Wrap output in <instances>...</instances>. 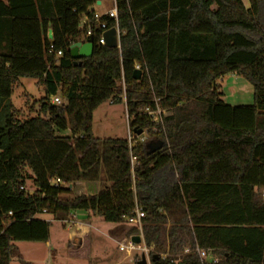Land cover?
<instances>
[{
	"label": "trees",
	"instance_id": "obj_1",
	"mask_svg": "<svg viewBox=\"0 0 264 264\" xmlns=\"http://www.w3.org/2000/svg\"><path fill=\"white\" fill-rule=\"evenodd\" d=\"M246 1L114 0L119 47L98 44L99 23L115 25L102 15L92 55L75 61L69 46L97 0H0V264L13 241L48 240L42 213L117 224L136 206L157 255L150 264H264V0ZM226 74L253 87L251 104L223 100L216 81ZM21 77L44 91L26 115L9 101ZM106 101L124 102L132 134L154 138L129 148L127 138L94 136L93 112ZM156 106L169 113L161 124L143 113ZM101 170L109 185L73 193Z\"/></svg>",
	"mask_w": 264,
	"mask_h": 264
},
{
	"label": "rangeland",
	"instance_id": "obj_2",
	"mask_svg": "<svg viewBox=\"0 0 264 264\" xmlns=\"http://www.w3.org/2000/svg\"><path fill=\"white\" fill-rule=\"evenodd\" d=\"M244 3L248 5L246 0ZM112 8V0H102L101 5L93 6L99 14ZM216 83L226 103L237 105L253 102V87L242 76L226 74L217 79ZM43 96L44 91L34 78L21 77L14 83L9 101L13 109L22 110L26 115L33 101ZM92 131L94 136L101 139L126 138L128 119L124 102L106 101L100 104L93 112ZM59 135L68 136L70 132L65 130ZM153 138L146 135L148 141ZM107 185L109 182L104 171L101 170L97 180L76 183L73 193L94 194ZM25 188L29 192L33 191L30 180H26ZM261 194L264 199V191H261ZM71 213L67 216L40 214V219L49 222L48 240L13 241L8 264H135L140 258L141 249L135 248L127 253L118 247L119 243L127 242L129 238L127 232L134 226L133 224L103 222L98 217L88 216L87 212L81 210ZM78 223H83V231L78 227ZM168 226L169 224L166 225ZM78 236H80V244L77 241ZM139 246L143 248L145 245L141 242ZM186 251H178L177 254L181 255ZM143 252L147 255L150 264L149 250Z\"/></svg>",
	"mask_w": 264,
	"mask_h": 264
},
{
	"label": "built area",
	"instance_id": "obj_3",
	"mask_svg": "<svg viewBox=\"0 0 264 264\" xmlns=\"http://www.w3.org/2000/svg\"><path fill=\"white\" fill-rule=\"evenodd\" d=\"M97 1H99V4L96 3V5H101L100 4L101 1L100 0H97ZM112 2H113V8L108 10V11H105L102 14L97 13L93 8L88 10V12L92 13L93 18H92V20H90L88 18V16H84L83 19H82L81 24L84 27L83 34H82V41L85 40V38L87 36L91 35L92 22H98L99 19L101 18V16L105 15V16H108V18H111V19L115 20V25L112 26L111 28H115L116 29L117 40H118V46L117 47H119V36H120V33H119V29H118V26H117V23H116L117 12H116V8H115V5H114V0H112ZM99 26L102 29V32L100 34V37L98 38V44L105 46V41L103 39L102 34H103L104 31L108 30L109 28H106L104 22L103 23H99ZM71 43H73V42H71ZM50 48H52V45H50ZM55 55L57 57L61 56L62 55L61 50H57ZM134 70H140L141 71V68H140L139 64H135L134 65ZM119 84L123 85V82L120 81ZM51 102L55 103V104H59L60 103V98L58 96H53L51 98ZM143 113L148 115V116H150L153 122L160 123V124L162 123L163 117L167 116L169 114L167 111L161 110L158 106H156L155 109L145 108ZM127 119H128V117H127ZM146 135H147L146 131H142L139 135H134V134H132L130 132V130L128 128V135H127L126 138H127V142H128L129 148H130V146L132 144V140L134 138H137L139 142H144V141H146ZM130 162H131V166H133L135 164V162H136L135 158L131 157ZM51 183H52V185L56 186V185H58L60 183V180L59 179H55ZM9 215H11V212H9ZM143 217H144L143 211L138 206H136L135 209H134V216L127 218V222L128 223H131L134 226H137V228L139 230V234L138 235H140L141 238H142V235L140 233V231H141V223H140V221H141V219ZM142 242H143V238H142ZM118 245H119L118 247H119L120 250H125L127 253H129L131 250H133L135 248L136 249H141V252L147 251L145 246L142 248V247L139 246V244H134L131 241V237L128 238L126 243H119ZM196 252L198 253V255H199V257L201 259L205 258V253L202 250H199L198 248H196Z\"/></svg>",
	"mask_w": 264,
	"mask_h": 264
},
{
	"label": "water",
	"instance_id": "obj_4",
	"mask_svg": "<svg viewBox=\"0 0 264 264\" xmlns=\"http://www.w3.org/2000/svg\"><path fill=\"white\" fill-rule=\"evenodd\" d=\"M96 3L99 4V1H97ZM102 36L105 41V46L109 48H115L118 46L117 33L115 28H109L108 30L104 31ZM51 37H52V32L51 30H48V38L50 39ZM92 51H93V41L91 35L87 36L85 40L83 41L79 40L73 42L69 46L70 57L75 61L81 58L90 57L92 55ZM78 64H80V62H78ZM140 76H141V71L134 70L133 77L138 80ZM140 133L141 130L136 131L137 135H139ZM150 146L152 147V149H154L155 147L159 148L161 146V142L151 143ZM77 241L78 244H80L79 238H77ZM131 241L134 244H140L142 242V238L140 235L134 234L131 236ZM156 258L157 255L153 254L150 255L149 260L152 261ZM135 264H149L147 255L144 252H142L140 254V258L136 261Z\"/></svg>",
	"mask_w": 264,
	"mask_h": 264
},
{
	"label": "crops",
	"instance_id": "obj_5",
	"mask_svg": "<svg viewBox=\"0 0 264 264\" xmlns=\"http://www.w3.org/2000/svg\"><path fill=\"white\" fill-rule=\"evenodd\" d=\"M5 1V0H4ZM101 2H100V4H102V0H100ZM83 223H78V227H80V229H82V231H83V225H82ZM85 225V224H84ZM86 226V225H85ZM78 238L80 239V236H78ZM82 241V240H81ZM81 244H82V242H81Z\"/></svg>",
	"mask_w": 264,
	"mask_h": 264
}]
</instances>
